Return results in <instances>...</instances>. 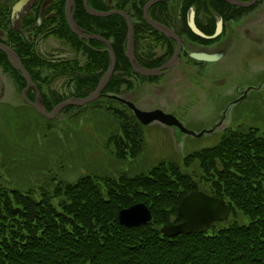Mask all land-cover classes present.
Returning <instances> with one entry per match:
<instances>
[{
	"label": "trees",
	"instance_id": "obj_1",
	"mask_svg": "<svg viewBox=\"0 0 264 264\" xmlns=\"http://www.w3.org/2000/svg\"><path fill=\"white\" fill-rule=\"evenodd\" d=\"M218 1L227 12L246 11ZM125 36L126 27L121 42ZM21 40L18 52L25 68L45 92L53 90L47 78L53 77L54 67L40 60L34 40ZM0 56V69L18 81L21 92L26 85L23 77L1 52ZM107 68L108 64L90 81L75 82V90L84 86L85 95L65 93L52 101L49 111L67 98L94 91ZM117 72L110 91H105L109 94L119 91L115 88L119 82L129 89L126 83L136 77L126 58ZM115 113L119 120L115 135L121 134L117 155L122 161L139 157L144 146L141 124L132 112V117L124 111ZM193 160L203 173L199 181L179 164L164 161L132 179L86 175L74 184L60 180L38 194L0 187V264H264V134L257 129L236 132L188 156L184 167ZM197 190L224 200L231 211L229 220L201 234L163 235V226L182 221L178 206ZM138 203L149 207L153 220L138 227L121 225L119 211ZM240 217L247 221L241 223Z\"/></svg>",
	"mask_w": 264,
	"mask_h": 264
},
{
	"label": "flooded vegetation",
	"instance_id": "obj_2",
	"mask_svg": "<svg viewBox=\"0 0 264 264\" xmlns=\"http://www.w3.org/2000/svg\"><path fill=\"white\" fill-rule=\"evenodd\" d=\"M224 1L246 11L227 12L218 0H0V43L11 48L23 64L18 52L23 46L21 39L34 40L40 60L54 67L53 77L47 78L52 80L53 90L45 92L41 81L35 82L30 75L36 90L28 89L26 96L35 102L39 93L45 109L52 112L58 105L49 111L48 106H51L54 99L70 92L85 95L84 86L75 90V82L92 80L108 64L107 70L100 75V82L111 64L110 50L115 57V70L110 83L115 74H119L117 68L123 65V58L127 59L133 69L127 56L131 25L134 31L133 56L140 67L150 70L161 68L176 55L174 65L162 69L161 75L151 77L140 75L133 69L136 77L126 83L129 89L124 90L119 82L117 93L103 91L96 101L86 105L100 107L102 101L112 100L134 113L120 100L125 99L143 111L160 110L172 116L173 113L182 112L186 115L212 117L203 135L220 133L221 141L236 132L255 129L241 123L242 115L249 110L260 113L264 110L258 102L254 109H239L251 93L254 100L260 99L264 84L259 73V64L264 62V38L254 32L251 26V15L255 11H258L257 15L263 11L264 0H254L251 7L234 6ZM240 1L250 3L252 0ZM87 6L102 15H92ZM71 17L85 35H96L102 40L80 39L69 24ZM219 25L222 27L220 32ZM125 27L126 36L121 42ZM0 52L23 77L13 67L7 54ZM202 54L213 58L211 61L202 60ZM251 57L259 60L258 65L247 72L243 69L238 77L226 82V76L233 74V67L239 66L241 62L244 64ZM224 58H227L226 64H217ZM0 62H3L1 56ZM69 72L71 75L67 77ZM23 79L26 85L21 92L17 91L18 81L15 78L4 81V85L8 84L6 92L9 88L15 89L17 98L23 101L24 106L37 112L23 97L27 87V81ZM2 84L0 78V97L4 93ZM235 87L236 91L232 93ZM217 90L219 94H215ZM92 92L78 98L87 97ZM235 112L238 120L229 123V116Z\"/></svg>",
	"mask_w": 264,
	"mask_h": 264
},
{
	"label": "rangeland",
	"instance_id": "obj_3",
	"mask_svg": "<svg viewBox=\"0 0 264 264\" xmlns=\"http://www.w3.org/2000/svg\"><path fill=\"white\" fill-rule=\"evenodd\" d=\"M257 13L258 11H255L251 15V26L254 32L264 38V9L259 15ZM226 59L217 64H226ZM258 61L257 58L251 57L247 58L244 64L241 62L239 66H234L233 74L226 76V82L238 77L243 69L247 72L254 68ZM259 65V73L264 80V62ZM0 78L4 92L0 97V187L33 190L38 194L41 193V188L53 189L60 180L74 184L86 175L102 179H132L139 174L149 173L164 161L168 164H179L185 173L194 175L193 179L199 181L203 177L199 162L193 160L190 167H184L185 159L220 143V133L198 137L205 132L212 117L176 112L173 113L174 116L196 135L185 134L176 127H169L160 122L142 125L144 146L141 155L122 161L117 155L116 140L121 138V134L117 130L119 135H115L119 125L115 112L121 114L124 111L132 117L124 105L104 100L100 107L74 106L63 110L57 118L47 119L33 109L25 107L23 101L17 98L18 90L9 88L6 92L8 84L4 85V81H9L11 77L2 69ZM14 85L17 87L15 83ZM236 87L232 93L236 91ZM219 92L217 90L215 94ZM257 102L264 109V84L260 99L254 100L251 93L239 109H254ZM229 117V123L238 120L236 112ZM241 123L247 127H256L260 135H263L264 110L261 113L249 110L242 115ZM218 168L223 169L220 162ZM53 179L55 181H52ZM239 220L241 223L247 221L243 217Z\"/></svg>",
	"mask_w": 264,
	"mask_h": 264
},
{
	"label": "water",
	"instance_id": "obj_4",
	"mask_svg": "<svg viewBox=\"0 0 264 264\" xmlns=\"http://www.w3.org/2000/svg\"><path fill=\"white\" fill-rule=\"evenodd\" d=\"M226 1L231 5L239 6V7H251L254 4V0H252L250 3H244L243 1L240 0H226ZM87 9L92 15L95 16L102 15L101 13L89 8V6H87ZM120 14L128 18V16H126V14L124 13L121 12ZM69 24L73 32L76 35H78L80 39L90 40L92 38H96L102 40L100 37L96 35H90V36L85 35L83 30L78 26V24L74 21L72 17L69 18ZM221 28H222L221 25H219L218 32H220ZM133 38H134V31H133V27L130 25L129 34H128L129 49L127 56L130 59L134 71L137 72L138 74L148 77L159 76L161 75L162 69L170 68L174 65L173 62L176 55L171 62H168L167 64H165V66L161 68L150 70L140 67L136 63L133 56ZM0 50L3 51L5 54H7L8 59L12 63L13 67L16 70L20 71L23 77L26 79L27 87L23 91V97L25 98L27 103L33 106L38 111V113L49 119H53L56 116H58V114L66 107L84 106L88 103L96 101L101 96V93L103 92L105 86L109 83L115 70V57L113 51L110 50V53L112 54L111 64L107 73L100 80L97 89L94 92H92L89 96L84 98L71 97L58 104L52 112H48L44 107L43 100L40 98L39 93L35 102H32L27 99L26 96L27 90L30 88L36 90V88L29 72L23 66L18 55L11 48H9L3 43H0ZM200 58L202 60L211 61L210 59L213 57L208 56L206 54H202ZM219 58L220 57H217L216 59ZM120 100L126 103L133 110L138 120L141 122V124L145 126L151 124L152 122L158 121L169 127L172 126L178 127L183 133L195 135V132L188 130L186 127H184V125H182V123L176 117L172 115L165 114L160 110L143 111L138 109L134 105V103L130 101H127L125 99H120ZM202 135L203 133H201L199 136ZM177 213L179 217L184 219V221L179 224L163 226L161 228V233L163 235L167 237H176L180 234L204 233L208 231L214 223L227 221L230 217L231 212L229 206L225 203L224 200L217 197H211L202 191H195L182 200V202L178 206ZM152 218L153 216L151 210L144 203H138L132 205L129 208L120 210L118 213V219L120 224L126 227H138V226L146 225L152 221Z\"/></svg>",
	"mask_w": 264,
	"mask_h": 264
},
{
	"label": "bare ground",
	"instance_id": "obj_5",
	"mask_svg": "<svg viewBox=\"0 0 264 264\" xmlns=\"http://www.w3.org/2000/svg\"><path fill=\"white\" fill-rule=\"evenodd\" d=\"M110 81H109V83L105 86V88L103 89V91H110V89H109V87H110ZM98 85H99V83H98ZM115 88H117V85L115 86ZM40 96V95H39ZM40 98H41V96H40Z\"/></svg>",
	"mask_w": 264,
	"mask_h": 264
}]
</instances>
